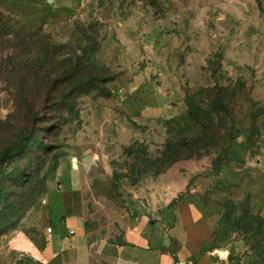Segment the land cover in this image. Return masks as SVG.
I'll return each mask as SVG.
<instances>
[{
  "label": "rangeland",
  "instance_id": "374dc122",
  "mask_svg": "<svg viewBox=\"0 0 264 264\" xmlns=\"http://www.w3.org/2000/svg\"><path fill=\"white\" fill-rule=\"evenodd\" d=\"M218 95L203 130L188 100ZM80 161L134 212L193 202L216 264H264V0H0V246Z\"/></svg>",
  "mask_w": 264,
  "mask_h": 264
},
{
  "label": "crops",
  "instance_id": "0c3cea01",
  "mask_svg": "<svg viewBox=\"0 0 264 264\" xmlns=\"http://www.w3.org/2000/svg\"><path fill=\"white\" fill-rule=\"evenodd\" d=\"M71 168L49 188L40 223L3 239L0 264H17L11 255L35 264H216L206 251L212 226L193 202L134 212L100 190L95 167Z\"/></svg>",
  "mask_w": 264,
  "mask_h": 264
},
{
  "label": "trees",
  "instance_id": "16d2710c",
  "mask_svg": "<svg viewBox=\"0 0 264 264\" xmlns=\"http://www.w3.org/2000/svg\"><path fill=\"white\" fill-rule=\"evenodd\" d=\"M11 57H12V62L14 63L15 62V58L17 60V55L16 54H13V52H11ZM37 59H38L37 61L40 60V58H37ZM17 61H19L21 63V56L20 55L18 56V60ZM22 62L24 63L22 67L26 68V65H28L26 63V59H25V61H22ZM34 66H35L36 73H40V70L42 68V67L40 68V62H36L34 64ZM21 79H24L25 81L27 80V78L25 76L21 77ZM188 105H189V111H188L189 115L193 119L199 121V123L201 124V128L203 130H205V129L209 128V127H208V125L205 122L206 120H205L204 116H201L199 114V112L204 113V114H210V113H212L213 115H215L216 117L221 118V119L224 118L223 115H225V116L226 115H229V109L222 102V100H221V98H220L219 95H218V97H215V99L212 101V103H211V109L209 111L206 110V109H203V108L201 109L200 106H193L194 104L191 102V100H188ZM38 143L39 144H42V140H38ZM36 264H40V263H36Z\"/></svg>",
  "mask_w": 264,
  "mask_h": 264
},
{
  "label": "built area",
  "instance_id": "2783aa9c",
  "mask_svg": "<svg viewBox=\"0 0 264 264\" xmlns=\"http://www.w3.org/2000/svg\"><path fill=\"white\" fill-rule=\"evenodd\" d=\"M47 229H48V231H50V230H51V226H48V228H47ZM179 263H180V262H179Z\"/></svg>",
  "mask_w": 264,
  "mask_h": 264
},
{
  "label": "water",
  "instance_id": "95a60500",
  "mask_svg": "<svg viewBox=\"0 0 264 264\" xmlns=\"http://www.w3.org/2000/svg\"><path fill=\"white\" fill-rule=\"evenodd\" d=\"M74 160H76V158H74Z\"/></svg>",
  "mask_w": 264,
  "mask_h": 264
},
{
  "label": "bare ground",
  "instance_id": "6f19581e",
  "mask_svg": "<svg viewBox=\"0 0 264 264\" xmlns=\"http://www.w3.org/2000/svg\"><path fill=\"white\" fill-rule=\"evenodd\" d=\"M76 161V160H75Z\"/></svg>",
  "mask_w": 264,
  "mask_h": 264
}]
</instances>
